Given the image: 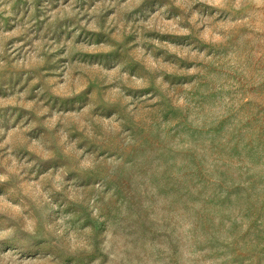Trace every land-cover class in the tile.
Here are the masks:
<instances>
[{
	"label": "rangeland",
	"instance_id": "rangeland-1",
	"mask_svg": "<svg viewBox=\"0 0 264 264\" xmlns=\"http://www.w3.org/2000/svg\"><path fill=\"white\" fill-rule=\"evenodd\" d=\"M0 264H264V0H0Z\"/></svg>",
	"mask_w": 264,
	"mask_h": 264
}]
</instances>
